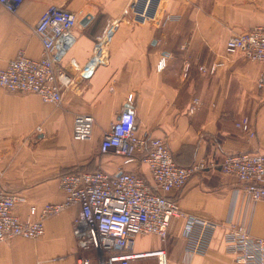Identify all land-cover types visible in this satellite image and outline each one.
Returning a JSON list of instances; mask_svg holds the SVG:
<instances>
[{
	"label": "crops",
	"instance_id": "1",
	"mask_svg": "<svg viewBox=\"0 0 264 264\" xmlns=\"http://www.w3.org/2000/svg\"><path fill=\"white\" fill-rule=\"evenodd\" d=\"M134 1L25 0L15 14L0 5V70L20 51L41 58L43 45L33 28L49 6L78 15L77 41L59 66L72 79L61 106L36 94L0 87V182L23 198L15 209L22 220L31 217L33 206L41 210L48 203L63 202L60 177L76 169L102 167L112 174L126 171L151 179L140 156L127 164L122 156L100 152L104 132L128 107L135 111L138 134L165 138L181 166L200 160L222 162L231 153L264 154V87L258 86L262 65L238 54L226 57L225 52L231 37L264 27V0H158L143 11L133 8ZM147 13L151 17L141 20L139 16ZM113 21H119V27L110 45L109 64L83 75L72 61L84 66L98 37ZM162 58L167 66L160 70ZM194 99L200 105L191 112ZM78 114L95 118L89 141L73 139ZM245 118L254 138L237 127ZM168 196L186 217L171 221L165 240L155 234L137 236L136 252L164 249L168 264H235L228 252L226 227L242 226L264 239V201L249 197L234 176L217 169L199 172ZM79 213L80 206H73L47 220L38 239L15 237L3 242L0 264H81L80 257L96 264L95 252L78 249L73 226ZM189 217L217 225L204 254L187 251ZM132 264H159V260L145 257Z\"/></svg>",
	"mask_w": 264,
	"mask_h": 264
},
{
	"label": "built area",
	"instance_id": "2",
	"mask_svg": "<svg viewBox=\"0 0 264 264\" xmlns=\"http://www.w3.org/2000/svg\"><path fill=\"white\" fill-rule=\"evenodd\" d=\"M25 0H0V5L10 13H17ZM147 1V3H146ZM135 0L133 8L148 9L152 0ZM146 4V5H145ZM158 4V1H157ZM157 4H152L155 7ZM148 20L149 13L139 16ZM170 19V18H169ZM78 15L66 8L51 5L34 26L33 32L43 45L40 59H33L20 51L0 70V87L10 92L39 95L45 102L61 106L64 89L72 79L59 66L75 45V27ZM119 27V21L109 23L95 42L88 62L75 69L88 76L110 62V45ZM226 57L241 55L260 63L262 71L258 86L264 87V27H256L246 33L231 37L226 44ZM167 66L165 58L159 69ZM202 70H205L203 67ZM216 65L210 71L213 73ZM128 102L132 104V95ZM200 101L194 99L191 112L198 109ZM95 118L90 114H78L74 119L73 139L89 141L93 138ZM249 138L256 133L248 118L237 123ZM102 155L113 153L122 156L125 163H133L139 156L147 164L151 179L140 174L120 171L112 174L99 167L95 170L76 169L60 177L65 198L61 203H48L41 210L33 206L30 218L22 220L15 209L23 198L9 191L0 182V244L15 238L38 239L45 233V222L57 217L73 206H80L74 222L73 234L80 252L96 253V264H132L145 257H157L159 264H168L164 249L136 252L137 236L155 234L165 240L174 218L186 217L179 204L168 194L180 189L197 173L219 170L224 175L236 177L244 184L245 191L254 201H264V154L242 152L227 154L222 162L200 160L190 166L176 163L165 138L141 137L137 131V118L132 107L124 109L104 132L100 143ZM37 216V219L32 217ZM214 222L187 218L185 237L189 254L207 252ZM228 252L235 264H264V239L254 237L242 226L226 227ZM81 264L92 260L80 257Z\"/></svg>",
	"mask_w": 264,
	"mask_h": 264
},
{
	"label": "water",
	"instance_id": "3",
	"mask_svg": "<svg viewBox=\"0 0 264 264\" xmlns=\"http://www.w3.org/2000/svg\"><path fill=\"white\" fill-rule=\"evenodd\" d=\"M158 0H152V4H157Z\"/></svg>",
	"mask_w": 264,
	"mask_h": 264
},
{
	"label": "rangeland",
	"instance_id": "4",
	"mask_svg": "<svg viewBox=\"0 0 264 264\" xmlns=\"http://www.w3.org/2000/svg\"><path fill=\"white\" fill-rule=\"evenodd\" d=\"M21 6H22V5H21ZM139 247H140V245H139V244H136V247H135V248L137 249V248H139Z\"/></svg>",
	"mask_w": 264,
	"mask_h": 264
}]
</instances>
